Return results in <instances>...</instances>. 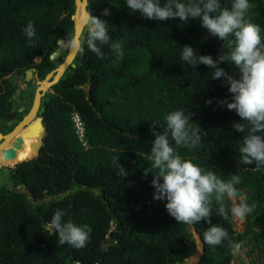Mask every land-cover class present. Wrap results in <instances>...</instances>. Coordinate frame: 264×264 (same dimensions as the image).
<instances>
[{"label": "trees", "instance_id": "trees-1", "mask_svg": "<svg viewBox=\"0 0 264 264\" xmlns=\"http://www.w3.org/2000/svg\"><path fill=\"white\" fill-rule=\"evenodd\" d=\"M250 3L245 18L261 25L264 34V0ZM104 8L110 9L109 15H102ZM86 9L109 23L123 54L117 56L103 45L105 56L98 58L85 45L73 61L75 67L42 99L39 117L47 137L38 157L29 161L37 144L30 135L22 141L31 150L2 160L13 168L0 184V264H185L197 253L194 236L201 244L195 264H231L236 246L230 241L243 244L248 234L264 251L254 231L264 225V167L240 160L244 133L231 127L239 117L216 103L230 95L222 78L213 80L207 66L190 67L179 57L180 46L189 44L216 59L226 52V44L222 47L197 21L145 19L132 13L124 0H87ZM74 11V0H0V118L10 111L15 89L11 76L33 68L43 80L58 66L49 56L59 38L67 42L73 36ZM28 20L36 30L32 43L21 31ZM220 66L237 75L231 62ZM28 95L32 98L33 90ZM208 98L211 104H205ZM175 108L193 113L191 126L199 128L200 136L196 146L174 145L177 151L224 179L235 173L239 180L234 188L245 191L240 203L254 204L246 214V231L238 233L231 200L213 195L209 220L227 232L218 245L204 241L209 226L204 220L187 225L168 216L163 202L152 198L151 173L143 172L151 164L141 155L153 139L149 125L152 120L163 124L162 115ZM73 112L83 122L82 138L73 128ZM117 156L128 173L123 178L113 163ZM13 185L25 187L19 191ZM56 208L65 210V219L89 225L84 247L56 243L57 237L44 229L42 221Z\"/></svg>", "mask_w": 264, "mask_h": 264}, {"label": "clouds", "instance_id": "clouds-1", "mask_svg": "<svg viewBox=\"0 0 264 264\" xmlns=\"http://www.w3.org/2000/svg\"><path fill=\"white\" fill-rule=\"evenodd\" d=\"M124 3L132 13L149 20L178 19L185 24L190 20L197 21L209 36L222 42V47L226 44V52L222 51L216 59L211 54L198 53L189 44L180 46L179 57L190 67L207 66L213 80L222 78L230 95L217 99L216 103L234 111L239 117L231 127L238 133H244L238 149L240 160L243 164L255 165L257 169L264 167V34L261 25L245 18L251 7L250 0H229L227 4H222L221 0H124ZM109 14V8L102 10L103 16ZM109 27L106 20L89 13L85 32L73 35L67 43L81 53L86 45L98 58L105 56L101 46L107 45L120 56L123 54L122 42L112 39ZM21 31L32 43L36 36L33 21L28 20ZM224 61L231 62L237 71L236 76L220 66ZM211 103L212 98L205 100V104ZM192 114L175 108L162 115L163 124L151 121L149 130L153 139L147 153L141 151L151 164L143 172L145 175L151 173L152 198L163 202L168 216L187 225L204 220L209 224L203 231L204 241L218 245L227 237V232L219 223L209 220L212 214L210 204L213 195L217 198L231 196L235 192L234 182L239 177L231 173L229 179H224L212 169L185 158L174 147L199 144V128L191 126ZM113 163L122 178L128 174L119 163L118 156ZM3 168L9 170L13 167ZM253 208L254 204L243 202L235 204L231 211L242 218ZM218 211L222 214V210ZM65 216L63 208H56L48 219L42 221L44 229L57 237L56 243L84 247L89 239V225L65 219ZM230 243L236 246V242Z\"/></svg>", "mask_w": 264, "mask_h": 264}, {"label": "water", "instance_id": "water-1", "mask_svg": "<svg viewBox=\"0 0 264 264\" xmlns=\"http://www.w3.org/2000/svg\"><path fill=\"white\" fill-rule=\"evenodd\" d=\"M74 4H75V11L73 13V15L71 16V20L73 21V26H74V31H73V35H82L85 30H86V25L89 19V13L86 9L87 6V0H74ZM79 5H83V9L86 13V22L83 25H80L77 23L76 21V14H77V8ZM68 50L67 56L63 59V62L55 69L52 70L50 73H48L45 77V79L43 80V82L45 81L47 84V87L42 89L41 86L37 88L36 93H35V97H34V102H33V106L31 108L30 113H28V115L24 118V120L20 123V125H22V123H24V121L27 119L28 116H30L32 114V112L34 111V114L32 116L31 119L34 118L35 114L37 113L38 109H39V104L41 102V97L43 96V93L45 91L48 90V88H50L52 85H54L56 82H58V80L61 78V76L64 74V72L71 66V67H75L73 64V61L77 55V53L79 52L76 49H73L72 47H70L68 45V43L66 42L65 39L63 38H59L56 42V48L54 49V51L50 54L49 59L51 61H54L55 59H58L61 52L64 50ZM33 72H35V69H31V70H27L24 74H20L19 76L13 75L12 78L9 80L10 84L14 85L16 83L19 82V80H23L25 82H29L32 78V74ZM52 80L50 81L49 79ZM20 93V89H16L15 93L12 96L13 99V103L11 106V113H13L15 111V109L17 108V96ZM30 119V120H31ZM19 125V126H20ZM24 126V125H22ZM18 128V127H17ZM17 128L15 129V131L17 130ZM33 128H36L37 131H35V129L33 130ZM39 130L38 132V129ZM14 131V132H15ZM14 132L8 134L7 136H2L0 134V140L4 139L3 142L0 143V147L6 142L7 138L9 136H11ZM42 134V137H41ZM33 135L35 136V138L37 139V144L33 145L32 148L35 149V156L33 158L30 159L33 160L34 158H37L39 155V151L41 149L42 144L46 141V137H47V133L45 132V128L43 126V122L42 119H38L35 120L33 124H31L29 126V130L28 131H24L20 133L21 137H15V136H11L9 139V145L10 147H8V149L3 150L1 152V156L4 160H8L11 159V157L13 156V152H15V150L21 148L20 146H22V138H25V136H30ZM41 138V139H40ZM13 139V142H11V140ZM3 165H0V168ZM4 167V166H3ZM6 167V166H5ZM5 175H2V178H4ZM5 181L2 180V183H4ZM22 188H24V185L21 186ZM27 195H29L28 191H24ZM243 191L241 189H235V192L232 194L233 197L240 199L241 197H243ZM50 198H46L45 201L49 200ZM240 222H244V217H240ZM262 240L264 241V234H262L261 236Z\"/></svg>", "mask_w": 264, "mask_h": 264}, {"label": "flooded vegetation", "instance_id": "flooded-vegetation-1", "mask_svg": "<svg viewBox=\"0 0 264 264\" xmlns=\"http://www.w3.org/2000/svg\"><path fill=\"white\" fill-rule=\"evenodd\" d=\"M67 53H68V50L66 52V55L63 56V59L67 56ZM59 58H62V54L59 56ZM59 58L58 59H55L54 61L55 62L56 61H59ZM63 59L60 61V63L58 64V66L63 62ZM31 69H33V68H31ZM31 69H29V70H31ZM26 71L27 70H25L24 73ZM35 72H33L32 78H31V80L29 82H25L23 80H19L18 83L14 84L15 89H14V92L10 95L9 101H10L11 106H12V103L14 102L13 99H12V96L15 93L16 89L19 88L20 89V93L17 96V100L18 101H16L17 108L15 109V111L13 113H11V106H10V111L6 115V117L5 118H0V134L2 136H7L8 134L14 132L15 129L24 120V118L28 115V113H30L31 108L33 106V102H34V97H35L36 90H37L38 87H40L39 84L35 87V84L38 83V81H41L40 82V84H41L43 82V80H44V79L43 80H38L37 77H36ZM19 75H16V76H19ZM11 78H12V76L10 77V79ZM51 80H52V78H51ZM49 89L50 88H48V90ZM32 90H33V96H32V98H29V95H27V92H31ZM48 90L43 93V96L41 97V102L39 104V109H38L37 113L35 114L34 118L31 119L27 124H24V126H22L23 128H21V132H24L22 130L28 131L29 130V126L31 124H33L35 120L40 119L39 113H40V110H41L42 99L44 98V96H45L46 92H48ZM18 135L15 136V137H21V136H18ZM41 137H42V134H41ZM3 141H4V139L0 140V143L3 142ZM12 142H13V139L11 140L10 143H12ZM32 142H36L37 143V139L36 138H33L32 139ZM43 144H42V146H43ZM29 145H30V143H25V142L22 141V146H20L21 148L15 150V152H13V155L14 154H18L22 150L23 151H29V150H31V147ZM2 160H3V158L0 161V165L5 166L3 164V162H2ZM0 170H4V172H1L0 171V184H1L2 183V180L5 181V177L7 176L6 173H8V169L1 167ZM2 175H5L4 178H2ZM21 186L17 188L16 186L13 185L12 187L15 188V189H17V190H19V191H21L23 189ZM242 193H243V199H244L245 198V191H243ZM239 203H240V201H239ZM239 219H240V217H239ZM241 226L243 228H242V230L237 229V232L238 233H244L246 231V228H247V217H246V215L244 216V222H241ZM254 231L255 232H258V236L260 237V240L263 241L262 238H261V236H262V234H264V225L257 226L254 229ZM248 238H249V240H247L245 243H243V244H237L236 245V248H235V251H234V257L236 256V254H237V252L239 250H241L242 248L245 247V248H247L248 255L253 256L252 264H264V251L262 249V246L258 243V240L256 238L252 237L251 234H248Z\"/></svg>", "mask_w": 264, "mask_h": 264}, {"label": "rangeland", "instance_id": "rangeland-1", "mask_svg": "<svg viewBox=\"0 0 264 264\" xmlns=\"http://www.w3.org/2000/svg\"><path fill=\"white\" fill-rule=\"evenodd\" d=\"M36 61H39V59H36ZM56 62L59 64V61H56ZM49 80H51V79H49ZM40 82L41 81H38V83L35 84V87L38 84L41 86L42 83L40 84ZM48 91H50V89ZM28 94H29V92H27V95ZM29 98H30V96H29ZM18 128H20V130H21V128H23V127L22 126H18ZM227 197L231 200L232 207L235 204L239 203V201H241L243 199V197H241L240 199H237V198L233 197L232 195L231 196H227ZM233 222H234V225H235V228L236 229L242 230L243 227L241 226V222L239 221V217H236L234 215L233 216ZM194 238H195V242H196V245H197V253H196V255L194 257H192L189 260L185 261V264H195L197 262L198 257L201 254V244H200V241H199L198 237L194 236ZM252 260H253V256L248 255L247 248L244 247V248H242L241 250H239L237 252L236 256L232 260V263L233 264H252Z\"/></svg>", "mask_w": 264, "mask_h": 264}, {"label": "bare ground", "instance_id": "bare-ground-1", "mask_svg": "<svg viewBox=\"0 0 264 264\" xmlns=\"http://www.w3.org/2000/svg\"><path fill=\"white\" fill-rule=\"evenodd\" d=\"M86 13H85V11H84V9H83V5H79L78 6V8H77V14H76V21H77V23L78 24H80V25H83L85 22H86ZM74 49V48H73ZM48 84V83H47ZM47 84H46V82L44 81V82H42V85H41V88L42 89H44V88H46L47 87ZM33 114H34V111L32 112V114L30 115V116H28L27 117V119L24 121V123L23 124H27L29 121H30V119L32 118V116H33ZM22 124V125H23ZM22 125H20V126H22ZM21 132V130H20V128H17V130L11 135V136H17L19 133ZM11 136H9L8 138H7V140H6V142L0 147V161H1V152L3 151V150H6V149H8V147H10L9 145V139H10V137ZM5 148V149H4Z\"/></svg>", "mask_w": 264, "mask_h": 264}, {"label": "built area", "instance_id": "built-area-1", "mask_svg": "<svg viewBox=\"0 0 264 264\" xmlns=\"http://www.w3.org/2000/svg\"><path fill=\"white\" fill-rule=\"evenodd\" d=\"M71 119H72L73 128L75 129L78 136L82 138L84 134V125L80 116L76 112H73L71 114Z\"/></svg>", "mask_w": 264, "mask_h": 264}]
</instances>
